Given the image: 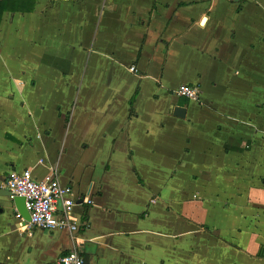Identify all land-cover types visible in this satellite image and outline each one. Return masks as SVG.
<instances>
[{"label":"crops","instance_id":"obj_1","mask_svg":"<svg viewBox=\"0 0 264 264\" xmlns=\"http://www.w3.org/2000/svg\"><path fill=\"white\" fill-rule=\"evenodd\" d=\"M22 6L0 16V264H264V0ZM54 167L73 234L7 188Z\"/></svg>","mask_w":264,"mask_h":264},{"label":"built area","instance_id":"obj_2","mask_svg":"<svg viewBox=\"0 0 264 264\" xmlns=\"http://www.w3.org/2000/svg\"><path fill=\"white\" fill-rule=\"evenodd\" d=\"M131 70H135L132 66ZM176 94L191 100L200 98V88L184 83ZM10 197H24L25 206L30 213L29 227L47 230L65 229L72 234L80 229V223L74 217V206L77 197L69 184L60 181L57 167L51 168L42 177L34 176L33 170L12 171L7 178ZM84 258L77 250L62 255L57 264H84Z\"/></svg>","mask_w":264,"mask_h":264},{"label":"water","instance_id":"obj_3","mask_svg":"<svg viewBox=\"0 0 264 264\" xmlns=\"http://www.w3.org/2000/svg\"><path fill=\"white\" fill-rule=\"evenodd\" d=\"M175 114L178 115V116H184V112H185V108L184 107H181V106H176L175 109ZM14 203L18 209V212L20 214V216L27 220V221H30V213L29 211L27 210L26 206H25V198L24 197H15L14 199Z\"/></svg>","mask_w":264,"mask_h":264},{"label":"trees","instance_id":"obj_4","mask_svg":"<svg viewBox=\"0 0 264 264\" xmlns=\"http://www.w3.org/2000/svg\"><path fill=\"white\" fill-rule=\"evenodd\" d=\"M5 10L16 11L25 10V8L22 6V0H0V16ZM133 101L134 97L131 99V105L133 104ZM84 218L87 219V213Z\"/></svg>","mask_w":264,"mask_h":264}]
</instances>
